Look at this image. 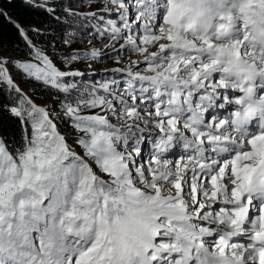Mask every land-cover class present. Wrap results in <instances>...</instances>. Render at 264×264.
Masks as SVG:
<instances>
[{
    "label": "snow or ice",
    "instance_id": "snow-or-ice-1",
    "mask_svg": "<svg viewBox=\"0 0 264 264\" xmlns=\"http://www.w3.org/2000/svg\"><path fill=\"white\" fill-rule=\"evenodd\" d=\"M0 20V264H264V0Z\"/></svg>",
    "mask_w": 264,
    "mask_h": 264
},
{
    "label": "trees",
    "instance_id": "trees-1",
    "mask_svg": "<svg viewBox=\"0 0 264 264\" xmlns=\"http://www.w3.org/2000/svg\"><path fill=\"white\" fill-rule=\"evenodd\" d=\"M0 2H2V0H0ZM4 8L13 15V19L17 16L28 15L24 9L20 7L9 8V6L5 3ZM0 37H2L5 42H11L15 38L14 29L10 24L3 20H0Z\"/></svg>",
    "mask_w": 264,
    "mask_h": 264
},
{
    "label": "rangeland",
    "instance_id": "rangeland-1",
    "mask_svg": "<svg viewBox=\"0 0 264 264\" xmlns=\"http://www.w3.org/2000/svg\"><path fill=\"white\" fill-rule=\"evenodd\" d=\"M179 151V148L177 147V149L174 150V152H178Z\"/></svg>",
    "mask_w": 264,
    "mask_h": 264
}]
</instances>
